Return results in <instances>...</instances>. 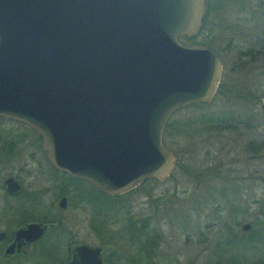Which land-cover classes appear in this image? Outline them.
<instances>
[{
    "label": "water",
    "instance_id": "1",
    "mask_svg": "<svg viewBox=\"0 0 264 264\" xmlns=\"http://www.w3.org/2000/svg\"><path fill=\"white\" fill-rule=\"evenodd\" d=\"M206 3L0 0V116L28 125L54 168L104 195L162 181L177 160L161 141L165 122L209 102L220 81L219 56L178 39L198 32ZM77 250L100 264L98 248Z\"/></svg>",
    "mask_w": 264,
    "mask_h": 264
},
{
    "label": "rangeland",
    "instance_id": "2",
    "mask_svg": "<svg viewBox=\"0 0 264 264\" xmlns=\"http://www.w3.org/2000/svg\"><path fill=\"white\" fill-rule=\"evenodd\" d=\"M208 1L206 25L192 43L220 50L223 77L220 90L205 105L185 107L170 116L168 123L173 126L189 119L186 128L167 125L163 132V147L177 156L174 171L165 180L146 182L115 200L95 199V211L107 218L106 238L115 241L110 244L112 249L116 244L127 246L116 234L124 240L134 232L142 237L151 231L162 235L157 253L136 246L133 258L140 264L148 253L158 264H174L177 259L180 264H230L228 255L235 264H259L264 241V58L254 50L264 36L260 33L264 16L253 9L255 0H242V10L237 9L238 0H227L218 13L213 8L215 0ZM218 21L225 23L219 25ZM226 42L240 50L254 49L246 57L249 61L232 63L240 54L221 51ZM252 55L258 60H250ZM258 88L262 92L259 101L246 95ZM241 114H250V120L245 121ZM229 116L237 117L230 122ZM258 144L260 151L256 152L254 145ZM59 177V187L71 186L61 180L60 173ZM75 186L94 200L90 189ZM87 209L90 212L89 206ZM76 211L67 220L81 229L86 215ZM136 220L140 223L133 225ZM244 222L251 224L248 232L239 229ZM232 234L239 237L230 243ZM132 248L124 249L132 253Z\"/></svg>",
    "mask_w": 264,
    "mask_h": 264
},
{
    "label": "flooded vegetation",
    "instance_id": "3",
    "mask_svg": "<svg viewBox=\"0 0 264 264\" xmlns=\"http://www.w3.org/2000/svg\"><path fill=\"white\" fill-rule=\"evenodd\" d=\"M208 2L207 0L203 23L193 37L198 35L206 25L209 13ZM224 2L227 3V0H215L213 2V8L216 9L217 13L224 8ZM236 2H238L237 9L240 10L241 6H244V2L243 4L242 0ZM243 8L244 7H242V9ZM253 9L257 10V14H262L264 16V0H255ZM224 23L225 22L218 21L217 24L221 25ZM263 24L264 22H262L261 28L259 27L261 30L260 33L262 34H264L262 30L264 29ZM237 25L236 23L235 26ZM257 42V48L253 50L258 54L257 56L263 59L264 36ZM192 44L206 45L219 56L222 65L220 84L223 77V63L220 50L212 47L210 44L202 42ZM235 45L236 44H232L231 42H226L221 51H234L235 55L240 54L238 58L233 59L232 63H234L236 59L242 62L249 61L246 60V57L250 55L253 50L250 51L248 48L247 50H240L234 48ZM253 56L254 55L250 56V60H258L256 58L257 56ZM217 91L216 89L215 93H217ZM252 94L257 96L256 92ZM173 113H171V115ZM170 116L164 124L162 136L167 125H171V127L173 129L176 128V130L179 128L183 129V127L186 128V123L189 120L176 121V125L173 126L168 123ZM209 125L214 126V124ZM254 147L256 152L260 151L259 144L258 146L254 145ZM254 147L252 146V149H254ZM176 162L175 167L177 164ZM59 173L62 175L61 180H65L64 182L70 184V187L65 188V184H61L60 187L58 186L60 179ZM75 184L84 185V188L90 189L88 191L95 196L94 200H91L82 190H79V187H76ZM130 191L132 190H128L121 194ZM121 194L104 195L84 179L75 178L64 171L54 168L45 157L41 147V140L33 129L22 122L0 116V264H86L88 261L89 264H91L96 260L94 254H91L90 257L88 256L89 259L87 260L85 257L82 258V254L78 253V246H86L89 249L98 248L100 264H116V261H120L121 264H140L137 262V259L133 258L136 246L140 245L146 250L151 251V253H157L154 251L159 249L161 243L160 236L162 235L151 231V234L142 237L136 235L134 232V234H131L133 236H126L128 239L124 240L121 239L122 236L116 234L119 237L118 241H125L130 248L133 246L132 253H129L130 249H124L127 246L122 247L118 244L112 249L110 244H114L115 241L110 239L109 236L106 238L105 235L107 218H105V216L101 217L100 212L95 211L96 196L102 199L115 200L116 197L121 196ZM85 205L87 207L89 206L90 212L87 207H84ZM73 210H77V213L81 211L86 215L84 218L86 223L83 225L79 223L82 227L81 229L71 225L67 220L70 214L73 213ZM139 223L140 220H136L133 225ZM245 223L247 222L243 224ZM243 224H240V231L248 232L251 229V224L248 223L250 227L247 231L241 229ZM28 225H40L45 227V229L41 235L36 237L30 232L26 236L16 238V233L20 229H25ZM133 225L130 223V228ZM81 231H83L84 234ZM238 237L239 236L232 234L231 238L228 239L231 243ZM88 239L94 240L97 243L92 244ZM261 247L262 250L258 257V261L259 264H264V241L261 243ZM122 259L123 261H121ZM147 260L152 261L154 264H158L150 257L149 253L143 259L142 264H145ZM227 260L228 263L235 264L232 263L229 255ZM176 263L180 264L178 259L177 262H174V264Z\"/></svg>",
    "mask_w": 264,
    "mask_h": 264
},
{
    "label": "trees",
    "instance_id": "4",
    "mask_svg": "<svg viewBox=\"0 0 264 264\" xmlns=\"http://www.w3.org/2000/svg\"><path fill=\"white\" fill-rule=\"evenodd\" d=\"M179 39V41L181 42V43H183V44H188V43H192V42H194L193 41V38H190V39H186V38H183V37H179L178 38ZM220 86H221V84L218 86V89L217 90H220ZM254 91H256L257 93V96H254L252 93L254 92ZM218 92V91H217ZM252 93H249V94H246L247 96H249V97H253V98H250V99H254V98H256L257 99V101H259V99L262 97V92H261V90L258 88V89H253V91H252ZM206 103H192V104H189V105H187L186 107H201V106H203V105H205ZM253 104V103H252ZM242 116H243V119L245 120V121H249L250 120V118H251V115L249 114V115H245V114H241ZM235 117H237V116H229L228 118H227V120H229L230 122H232L233 120H236V118ZM226 119V118H225ZM210 122H213L212 120H210ZM187 169V168H186ZM187 171H188V169H187ZM146 182H153V183H156L157 181H155L154 179H150V178H145V179H143V181L139 184V185H137L135 188H137V187H140L142 184H144V183H146ZM213 187H215V186H212L211 188H213ZM135 188H133V189H131V190H134ZM210 188V189H211ZM219 190H224V187H219Z\"/></svg>",
    "mask_w": 264,
    "mask_h": 264
}]
</instances>
